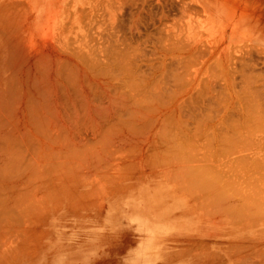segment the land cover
<instances>
[{
  "label": "bare ground",
  "instance_id": "6f19581e",
  "mask_svg": "<svg viewBox=\"0 0 264 264\" xmlns=\"http://www.w3.org/2000/svg\"><path fill=\"white\" fill-rule=\"evenodd\" d=\"M178 1L0 0V264H42L50 242L41 240L56 230L71 229L61 240L81 238L72 235L87 219L97 223L89 209L96 199L102 223H125L134 245L98 236L108 245L100 264H264V169L257 183L233 164L264 161V133L243 136L237 121L227 125L247 109L241 97L264 104L262 57L255 59L263 49H231L246 38L264 44V26L249 19L261 11L220 0L218 29L203 11L192 39L190 5ZM148 22L158 35L151 33L153 50L142 32ZM202 31H216L219 45L199 43ZM213 57L226 85L215 73L204 77L213 82L202 77L220 69ZM254 109L245 115L262 120ZM187 149L215 162L196 164Z\"/></svg>",
  "mask_w": 264,
  "mask_h": 264
},
{
  "label": "rangeland",
  "instance_id": "374dc122",
  "mask_svg": "<svg viewBox=\"0 0 264 264\" xmlns=\"http://www.w3.org/2000/svg\"><path fill=\"white\" fill-rule=\"evenodd\" d=\"M150 1H152V0H150ZM178 1V0H177ZM186 2H188L189 3V5H190V9H189V12H190V16H191V26H190V28H195L194 30L192 29V31H190L189 33L191 34L190 36H191V38L192 39H195V38H197V37H195L196 36V34H195V30L197 31V33H200L199 32V29H201V27L198 29V26L200 25V23H202L201 21H199V19H202L201 17H204V15L205 14H207L208 16H210V19H212L213 21L215 20V25H214V29H218V25H219V21H218V18L216 17V14H215V8H217V10H218V14L217 15H223V8L221 7V6H219L220 5V0H185ZM155 2V0H153V3ZM179 2V1H178ZM228 2V0L226 1V3ZM248 4H253L255 7H253V9H252V12L251 13H253V14H257L258 12H260L261 11V13H258L256 16H253V17H250L249 19H251L252 21H257V25L259 26V27H263L264 26V18L262 17H260V15L259 14H264V0H247L246 1ZM233 3H235V2H232V1H230V2H228V4H230V6L233 4ZM201 5H203V7L201 6ZM157 7H158V5H157ZM154 10H155V8H153ZM211 9H213L214 11H212ZM172 12H170V17H174V15H177L176 17H178V21L181 23V21H182V18L180 17V13L178 12V10H176V9H174V10H171ZM176 11V12H175ZM205 12V14H204V12ZM176 13V14H175ZM264 16V15H263ZM219 18H221L220 16H219ZM223 19L224 18H222L221 19V21H223ZM147 21H150V20H148L147 19ZM200 22V23H199ZM149 23V22H148ZM150 25H148L147 24V26H148V28H147V26H146V28L142 31L144 34L143 35H145L146 36V34L147 33H149L148 35L149 36H146L147 38L148 37H151L150 39H152V40H150V39H148L147 41L145 40V41H143V42H147L148 44H149V46H150V48L149 49H152L153 50V45L154 44H152V42L154 43V42H157V40H155V38L156 37H154V36H158V35H156V34H154V32H156V31H154L155 30V26H154V24H151V23H149ZM154 26V27H153ZM143 27H145V24H144V26ZM142 27V28H143ZM151 30V31H150ZM191 30V29H190ZM147 32V33H146ZM216 31H213L212 33H210V34H204L203 33V31L201 32L202 34L200 35V37L197 39V41L199 42V43H204V42H202V41H205L206 40V42H207V39H208V43H212V46H214L215 47V45H216V47H217V45H219L218 43L216 44V40H218L217 42H219V37H218V33H215ZM154 35H152V34ZM150 34L152 35V36H150ZM145 36H143V37H145ZM154 37V38H153ZM218 38V39H217ZM146 39V38H145ZM247 40H242V41H240V42H234L233 43V45H231V46H233V48L234 47H237V48H231L232 49V52L233 51H235V52H233L235 55L236 54H238L239 52H236V50L235 49H237V51H240V49H239V47L240 48H242V49H245V48H243V45H245V44H247L248 46H253V45H257V47H258V49L259 48H261V49H263V51H264V44H261V43H259V42H256V41H251V40H249V38H246ZM135 40V39H134ZM143 40V39H142ZM245 41H246V43H245ZM142 42V43H143ZM147 43L146 44H143L142 46H147V47H149L148 45H147ZM207 43V45H209ZM251 43V44H250ZM152 44V45H151ZM241 44H242V46H241ZM250 44V45H249ZM204 45H206V44H204ZM237 45V46H236ZM239 45V46H238ZM255 46H253V49L254 48H256ZM260 46V47H259ZM145 47H143V49L145 48ZM201 48V47H200ZM207 48H208V46H207ZM145 49H148V48H145ZM144 49V50H145ZM152 50H148V53H145V56L147 55V57H148V54H149V56L151 57H153L152 59V61H155L154 60V58H155V55L153 54V55H150V52H153ZM255 50H257V49H255ZM146 52H147V50H145ZM150 51V52H149ZM231 51V50H230ZM255 53H257V52H255ZM259 54H260V52H258ZM259 54H255V56H257V57H255V59H257L258 60V57H259V59L262 57V59H260L259 61H260V64H262L263 63V60H264V57L262 56L263 55V53H261L260 55L261 56H259ZM156 58H157V56H156ZM212 58V57H211ZM204 59H206V56H201L200 58H199V60H204ZM219 60V58H216V60ZM210 60H214L215 62H213L212 64L214 65V66H218L220 69H216V67H212V66H210V68H209V70H206L205 71V74H203L202 75V77L204 78V77H206V75H209L210 73V75H211V77H212V75L215 73V74H217L216 76L218 77V75L220 74L219 72H223V71H221V65L219 66V64L221 63H218V60H217V62H216V60H215V57H213V59H209V62H210ZM256 60V61H257ZM195 62H197L198 61V59H197V61H196V59L194 60ZM211 61V62H212ZM259 61H257V63H259ZM191 62V61H190ZM215 63H217V65H215ZM192 64H195V63H192ZM192 64H190L191 66H192ZM259 64V66L261 67V68H263L264 66V64L263 65H260ZM259 66H257V67H259ZM198 66H197V64L196 65H194V66H192L191 67V70H193V72H194V70H195V68H197ZM189 68V70H190V67H188ZM181 70V69H180ZM188 70V69H187ZM190 70V72L192 73V71ZM178 71H179V69H178ZM190 73V74H191ZM219 73V74H218ZM224 73V72H223ZM159 74V73H158ZM209 75V76H210ZM221 75V74H220ZM219 75V76H220ZM215 76V77H216ZM210 77V78H211ZM214 77V75H213V78H215ZM220 78L221 77H218L216 80H220ZM205 79V78H204ZM205 80H207V81H209L208 80V76H207V78L205 79ZM210 81H212L213 82V80L211 79ZM221 82H222V85L224 84V85H226L222 80H220ZM220 81H218V82H220ZM214 82H216L215 81V79H214ZM217 82V83H218ZM221 82H220V84L218 83V85H221ZM216 83V84H217ZM212 84H214V83H212ZM215 84V85H216ZM238 84V86L236 87L237 89H239L240 88V86H239V82L237 83ZM222 85L221 86H219V87H222ZM215 88H216V90H217V88H219L217 85L216 86H214ZM223 88V87H222ZM226 88V87H225ZM224 88V89H225ZM220 90H221V88H219ZM219 89L217 90V91H219ZM226 91H227V88H226ZM225 92V91H224ZM241 96L243 95V94H240ZM228 97V96H227ZM226 97V99H228ZM243 98H245V97H243ZM238 99V98H237ZM236 99V100H237ZM241 99H242V97H241ZM241 99H239L238 101L240 102H238V101H236L235 102V104L237 105L238 103L240 104H238L239 106H241L240 108H242V105H241V103L242 104H246L245 106L247 107V109H250V110H253L254 108H253V106L254 107H258V109L260 110V112L259 113H261V111H262V113L260 114V116H259V113H256L255 115L257 116V117H261L262 118V120H260V118H256L255 116H254V112L251 114L252 115V117L253 118H251V117H249V116H247V115H245L246 113L247 114H249L250 113V110H247L244 106H243V109L245 108V110H243L242 111V109H241V111H242V113H241V111H240V109L238 110V109H236V107H235V109L240 113V118L239 119H242V121L241 120H239L238 119V116H239V113H238V115L236 114H234V113H236V112H234L235 111V109H234V116H237V117H233V115H231L232 117H231V119H230V116H229V122H228V117L225 115V118L224 119H227V120H224V121H226V122H228L227 123V125L229 124V125H231L232 127H236V126H234L233 124H236V121L238 122V128H240V130H242V135L244 136L245 134H246V136H248V135H251V134H249V133H252L253 132V135L254 136H256V137H260V135L262 134V133H264V131L262 132V131H259V133H258V130H256L255 129V127H257V124H259L258 126H259V128H261L260 127V123H262L261 125H263V123H264V104L262 103V100H261V102L260 101H258L257 103H256V100L254 101L253 99L252 100H250V99H247V97H246V102L247 103H250V105H248L245 101H243V100H241ZM244 102V103H243ZM264 102V101H263ZM234 104V105H235ZM238 107V106H237ZM239 108V107H238ZM258 109H256V111L258 110ZM205 110H207V108L205 109ZM209 110V109H208ZM231 110H229V111H231ZM249 111V112H246L245 113V111ZM254 111H255V109H254ZM255 111V112H256ZM202 112H204V110L202 111ZM201 112V113H202ZM244 112V113H243ZM199 114V115H203V114ZM229 114L231 113V112H228ZM209 114V111H208V113H206V116H211V111H210V114ZM241 114H243V116L245 115V117H242V115ZM215 115V114H214ZM250 115V114H249ZM204 116V118H205V114L203 115ZM247 116V117H246ZM263 116V117H262ZM212 117H213V114H212ZM249 117V118H248ZM207 118V117H206ZM243 118H245V119H243ZM203 119V118H202ZM237 119V120H236ZM205 120V119H204ZM231 120H232V122H231ZM244 120V121H243ZM240 122H242L243 123V125H242V123L240 124ZM193 123H194V121H193ZM204 123H206L205 121H204ZM231 123V124H230ZM233 123V124H232ZM195 124V123H194ZM194 124H193V126H194ZM224 125H225V122H224ZM226 125V129H227V131L229 132V133H231V130L229 129V126H227ZM241 125V126H240ZM189 126L191 127V125L189 124ZM193 126L190 128L191 130H192V128H193ZM201 127H203L204 126V124H202L201 123V125H200ZM240 126V127H239ZM205 127L206 126H204L203 128H204V130H205ZM228 127V128H227ZM231 127V128H232ZM247 127H252L254 130H256V131H252L253 129L251 128V129H249L248 130V132L247 131H245L246 129H247ZM202 128V129H203ZM207 128V127H206ZM237 128V127H236ZM264 128V127H263ZM195 129V128H194ZM201 129V130H202ZM233 129V128H232ZM243 129H244V131L245 132H247V133H244V131H243ZM190 130V131H191ZM198 130H200V129H198ZM236 130V129H235ZM235 130H234V132H235ZM264 130V129H263ZM193 131V130H192ZM206 131V130H205ZM233 131V130H232ZM195 132H196V130H195ZM239 132V131H238ZM241 132V131H240ZM235 133H237V132H235ZM240 134V133H239ZM257 134H259V136L257 135ZM242 136V137H243ZM245 136V137H246ZM254 136H251V138H253ZM263 137H264V134L262 135ZM241 137V138H242ZM256 137H254V138H256ZM230 138V137H229ZM236 138V137H235ZM237 138H239V137H237ZM241 138H240V140H241ZM195 139V138H194ZM203 139V138H202ZM232 139V138H231ZM243 139L244 138H242V140L241 141H243ZM248 139V138H247ZM250 139V138H249ZM234 140H237L238 142H239V139H234ZM236 141V142H237ZM191 143L192 142H190V143H188V144H190V146H191ZM200 143H201V140H200ZM207 143V142H206ZM205 143V144H206ZM243 143V142H242ZM241 143V144H242ZM187 144V145H188ZM192 144H194V143H192ZM197 144V141H196V143H195V145ZM239 144V143H238ZM246 143H244V145H242L241 146V151H242V148H243V150H245L247 147H246V145H245ZM184 145H186V144H184ZM187 145H186V147H187ZM229 145V144H228ZM240 145V144H239ZM189 146V145H188ZM205 146V145H204ZM192 148L191 149H193V145L191 146ZM207 146H205V148H206ZM188 148V147H187ZM190 148V147H189ZM188 148V149H189ZM195 148H196V146H195ZM195 148L193 149V150H195ZM204 148V149H205ZM245 148V149H244ZM187 149V150H188ZM203 149V150H204ZM237 149H239V147H237ZM185 150H186V148H185ZM193 150H191V152L193 151ZM196 150H198L197 148H196ZM195 150V151H196ZM201 151V153L203 152V155L205 154V157H204V160H206L205 162L203 161H200V162H198L199 160H201L200 158H198V156H199V151H198V153H197V151H196V153H197V155H196V157H197V159H199V160H196L195 159V151L194 152H192V153H194V154H191V156L192 157H194L193 159H195L196 160V162L194 161V160H192L191 159V156H188L189 158H190V162H191V160L193 161V162H195L196 164L197 163H199V164H201V165H203L204 163L206 164L207 163V165L209 166V164L211 165L213 162H215L214 160H212L213 162H211L210 161V159L209 158H212V157H210L208 154L209 153H207L206 154V151L204 152V151ZM189 152H190V150H188ZM238 151H240V150H238ZM240 151V152H241ZM190 152V153H191ZM243 153H244V151H242ZM185 154H186V152H184ZM200 153V154H201ZM236 153V152H235ZM243 153L241 154L243 157L245 156V155H243ZM245 153H246V151H245ZM244 153V154H245ZM237 154V153H236ZM239 154V153H238ZM187 155V154H186ZM209 157V158H206L207 156ZM240 155V156H241ZM200 156H202V155H200ZM239 156V157H240ZM243 157H242V159H243ZM245 157H249V156H245ZM203 158V157H202ZM206 158V159H205ZM214 158H216V157H214ZM220 158H222V156H220ZM224 158V157H223ZM241 158V157H240ZM203 160V159H202ZM224 160V159H223ZM225 160H226V158H225ZM260 160V159H259ZM262 160V159H261ZM208 161V162H207ZM239 161H241V159L239 160ZM239 161H235V163L233 162V164L234 165H237V167H238V173L240 174L241 173V171H242V169L244 170L245 168V170L243 171V174H244V172L245 173H247L246 174V176H251L252 175V178L254 179V177H255V179H257V181L256 180H254L255 182H257L258 183V181H260L261 179H259L260 177V175H261V169L263 168L264 169V161L262 160V161H258V162H252L251 163V161L249 160V159H244V160H242L241 162L242 163H237V162H239ZM250 161V162H249ZM203 164H202V163ZM248 162H249V164H248ZM192 163V162H191ZM195 163H192L193 165H195ZM258 163H261V164H258ZM248 165V166H250V169H251V167H255L256 169H251V170H249L245 165ZM242 165V166H241ZM206 166V165H205ZM244 166V167H243ZM261 166V167H260ZM263 166V167H262ZM213 165H212V167H211V169L213 170ZM217 167V168H216ZM232 167H235V166H232ZM209 168H210V166H209ZM219 167L218 166H215L214 167V169H215V171H217V173H218V170L219 171H221L220 169H218ZM259 168V169H258ZM207 169H208V167H207ZM218 169V170H217ZM233 169V168H232ZM235 169V170H236ZM234 170V171H235ZM214 171V170H213ZM213 171H212V173H213ZM260 172V174H258ZM210 173H211V171H210ZM215 173V172H214ZM248 173L250 174V175H248ZM254 173H257V174H254ZM216 174V173H215ZM238 174V175H239ZM242 174V173H241ZM254 174V175H253ZM219 175V174H218ZM259 175V176H258ZM258 176V177H257ZM211 177V176H210ZM213 177V176H212ZM220 177H222V176H220ZM240 177V179H242L243 181H247V180H245V179H248V177L246 178H242V176H239ZM239 177H238V179H239ZM215 178V177H214ZM226 178V177H225ZM219 179V178H218ZM224 179V178H223ZM240 179L238 180V181H240ZM96 198H94V200H95ZM107 200H108V198H106ZM97 200V199H96ZM96 200H95V202H96ZM93 201V200H92ZM92 201H91V203H90V205H89V209H91V212L92 213H94L95 214V217H97L96 219H97V223L95 222V224H93L92 226H90L89 224H86L87 222H89V219H87V221L85 222V225H83V228H80V229H78L77 231H76V233L74 234V235H72L73 237H75V235H77V238H78V235L80 234L81 236V238H78V239H76L75 241H72L73 239H71V240H66V239H63V240H61L62 238H60L59 236H61V233L63 234V233H65V234H68L70 231H71V229H66V228H63V229H61V230H56V232L54 231V232H52V233H50V235H49V237H46L45 239H43V240H41L42 242L41 243H43V244H45V243H49L50 242V244H49V247H48V253H49V256L48 257H44V256H42L41 257V259H40V261H39V263L40 262H42V261H44L45 259V261L42 263V264H100V261H102V260H105L104 259V257L105 256H101L100 255V253L99 252H102V251H104L106 248H107V244L106 243H104V242H109L110 241V243H112V244H114V242L115 241H119V243H122L125 247H126V249H132V247L134 246L133 244H132V238L129 236V235H127V233H124V232H121V231H125L124 229L126 228V226L124 225L125 223H123V224H121V225H119L117 228H114L112 225H114V224H111L110 222H103L102 223V221L104 220H106L105 219V217H104V210L102 211V210H99V211H96V210H98L97 209V207H95L94 206V204H95V202L94 203H92ZM98 201V200H97ZM96 203H99V201L98 202H96ZM97 206V205H96ZM86 211L84 210V213H85ZM104 212V213H103ZM94 214H93V216H94ZM95 219V218H94ZM92 217H91V222L92 223H94L93 222V220H94ZM70 220H75V218L74 217H70ZM119 223H117V224H115V225H118ZM88 226H90V227H88ZM83 231H82V230ZM123 229V230H122ZM69 230V231H68ZM82 232H81V231ZM101 230H102V232H101ZM121 233H120V232ZM122 233H124V234H122ZM56 236V237H55ZM98 236H100V238L104 241V242H102L101 240H99V238H98ZM113 237H115V241H114V238ZM49 238V239H48ZM81 239V240H80ZM113 240V241H111V240ZM118 239V240H117ZM64 240H66V241H64ZM45 242V243H44ZM64 242V243H63ZM41 243H40V245H39V243H37L39 246H41ZM118 243V244H119ZM109 244V243H108ZM117 244V243H116ZM135 244V243H134ZM109 248H110V246H109ZM135 248V247H134ZM120 252H122V250H120ZM84 253H85V255H84ZM96 254V255H95ZM96 256V257H95ZM95 257V258H94ZM101 257V258H100ZM100 258V259H99ZM96 259V260H95ZM42 260V261H41Z\"/></svg>",
  "mask_w": 264,
  "mask_h": 264
}]
</instances>
